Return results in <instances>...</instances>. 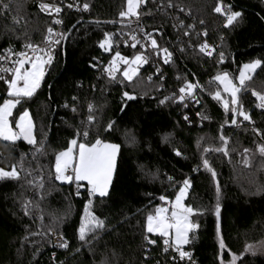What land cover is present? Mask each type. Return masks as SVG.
<instances>
[{
  "label": "trees",
  "instance_id": "obj_1",
  "mask_svg": "<svg viewBox=\"0 0 264 264\" xmlns=\"http://www.w3.org/2000/svg\"><path fill=\"white\" fill-rule=\"evenodd\" d=\"M78 1L87 2L89 10L63 15L62 33L75 23L77 26L69 33L64 50L63 39L54 49V60L46 66L41 87L9 117L15 129L18 116L28 110L35 139L46 142L43 152L34 156L33 145L20 138L15 142L0 139V168L11 170L15 165L19 172V179H0V264H99L105 255L112 264H189L166 260L162 236L148 234L155 244L143 240L147 215L169 202L185 178L190 180V187L184 204L195 210L190 220L198 228L190 233L191 242L184 248L192 251L195 264H221V259L228 264L230 253L242 252L237 264H264V252L244 251L246 244L264 242V158L256 151L258 144H264V136L253 130L264 133V109L256 107L259 101L252 95V91L264 94V66L252 74L239 93L252 122L238 116L237 124H231V111L225 112L222 102L213 99L219 91L223 100H230L213 80L218 73L235 77L243 64L257 58L264 61V0H221L223 6L242 13L227 28L224 16L213 11L216 0H171L172 7H168L169 0H146L140 10L144 30L153 31L159 46L173 53L164 82L158 76L146 78L152 70L150 63L141 66L131 82L120 70L113 81L95 68L97 60L107 59L98 41L105 32L123 28L118 20L125 0ZM4 4L10 7L3 10ZM37 5L38 0H0V50L27 40L33 44L43 41L52 19ZM13 17L22 19L14 24ZM203 41L215 46L211 57L196 47ZM137 52L138 48L122 51L129 58ZM221 52L224 59L218 63ZM184 78L200 85L195 90L199 103L194 108L169 96L176 86H182ZM125 91L136 98H122ZM166 96L170 99L160 104ZM6 98L7 86L0 82V103ZM89 102L96 106V123L89 140L99 131L104 139L121 145L110 195L92 198L90 211L106 222L99 239L91 245L95 254L89 247H81L77 239L89 199L86 183L81 182L85 187L76 195V184L55 180L53 169L55 153L67 148L77 128L83 130ZM110 120L115 126L105 132ZM221 134L227 138V145L220 140ZM205 148L213 150L205 153ZM217 148H226L228 154L215 151ZM174 149L181 155L176 156ZM244 149L250 150L247 166L243 163ZM202 156L217 173L216 181L203 168ZM217 184L223 250L216 238ZM161 195L167 200L161 201ZM25 201H30L28 215L23 208ZM49 229L63 235L69 247H56ZM77 248H81L79 253Z\"/></svg>",
  "mask_w": 264,
  "mask_h": 264
},
{
  "label": "snow or ice",
  "instance_id": "obj_2",
  "mask_svg": "<svg viewBox=\"0 0 264 264\" xmlns=\"http://www.w3.org/2000/svg\"><path fill=\"white\" fill-rule=\"evenodd\" d=\"M146 3V0H125V7L119 12V16L122 19H128L131 22V18L135 17L137 21L141 17V7ZM171 0H169L168 7H172ZM10 6L4 4L2 6L3 10H7ZM69 8L73 7L72 4L68 5ZM90 5L86 2L82 5L83 10H89ZM39 8L43 12L59 14L61 8L54 6L50 3H40ZM163 10V9H161ZM214 12L225 16L224 27L227 28L234 24L242 16V13L239 11H233L231 6H223L221 0H216V6L213 9ZM22 17H13V23L19 24V20ZM112 21H109L111 23ZM54 24H61L62 21L59 19L53 20ZM98 23V22H97ZM201 23H203L201 21ZM180 26H183V21H180ZM176 27V25H173ZM189 29L193 28V25L187 26ZM140 31L144 34V39L150 41V44H141L140 40L135 34L131 35L130 39L133 41L132 47L136 48L139 44L141 48H151L157 56L163 58L164 64H169L172 62L173 53L168 50L166 47H161L158 44L157 39L154 38L153 32H145L143 27H140ZM156 31V30H154ZM66 33H57L52 27L46 29V33L43 36V41L45 47H40L37 44H33L30 40H27L26 43L22 45L23 51L16 52L11 46L4 49V54L0 55V62L10 61V66L5 67L0 63V73L10 74L7 76L0 75V81H3L7 86V99H4L3 103H0V139L9 142H15L19 137H23L28 144L33 145L34 151L33 155L35 156L38 153H42L44 150V141H37L32 134L33 124L29 116V112L25 109L21 114L19 119L16 120L15 126L19 129V132L13 131L9 125V117L12 116V110L17 107L18 104H21L25 98H31L41 87V82L45 76L48 65H50L54 60L53 46L60 43V40L66 37ZM185 36L189 35V32L184 33ZM206 35V33H204ZM127 43V41H125ZM113 40L112 34L105 32L103 34V39L98 42V45L105 52L109 51L112 47ZM199 49L200 53H203L209 57L213 55L214 46H211L207 41L196 46ZM28 51L34 53L33 56L28 55ZM183 51V49H181ZM95 59V58H93ZM224 59V53H220L219 62H222ZM148 63V57L143 53H137L132 58L122 56L119 51L115 53L112 59L109 61V64L106 65L103 69L104 73L107 74L110 80H115L117 77V72L120 70V65L123 64L125 67L120 73L123 78L129 82L133 80L139 73V69L142 65ZM264 66V61L261 59H253L248 63H245L240 68V74L238 79L239 86L233 83L229 79L228 73H218L213 77L214 81H219L220 84L224 86V92L230 93V100H223L221 93L219 91L213 94V99H216L219 102H222L225 112L231 111V124H237V117H242L244 121L252 122L251 116L247 111L244 110L240 99L239 93L246 87V82L250 81L253 78V73L256 72L258 68ZM157 72H160V68L157 67ZM163 79V76H161ZM179 79V77H178ZM151 80V76L149 77ZM198 83H192L187 78H184V83L179 88V94H173L171 99L184 102L186 97L192 98L196 103H199V100L195 97V90L199 88ZM252 95L256 97L257 108L264 109V94H261L256 91H252ZM122 98L126 100H133L136 97L127 91L122 93ZM170 99L166 96L164 99L160 100V104H164L165 101ZM73 100H76V97H73ZM67 107V103L63 105ZM96 106L92 103H88V116L85 122H82V131L80 128H77L75 136L72 139L68 140V146L66 149L58 151L55 153V180L75 183L76 184V195L80 194V189L84 188L85 185L81 182H87L86 188L88 193V201L84 205L85 215L81 217L80 226L77 229V239L82 242L81 247H89L90 252L94 253V250L91 249V245L99 239V231L105 227V221L96 217L95 214L90 211L92 207V198L99 196L100 198H105L110 195V187L113 183V176L115 171L118 168V157L121 151V145L118 143L110 142L103 138L102 134L97 131L95 133V139L89 140L93 135L92 126L96 123V116L94 115ZM75 106H73L72 111L76 112ZM121 111H124V108H121ZM199 115V114H198ZM206 118V117H205ZM188 117L185 116V120ZM227 122V121H226ZM115 126V121L110 120L106 127L105 132H110ZM257 132L258 135L264 136V133H261L258 129H253ZM128 133L126 132V135ZM220 140L227 145L228 140L222 134ZM131 143H135V137H131ZM38 145V146H37ZM199 145V142H198ZM213 149L205 148L204 152L207 153ZM215 151H224L227 155L226 148H217ZM249 149H244V159L243 163L245 166L250 164V158L247 153ZM256 151L264 158V144H258L256 146ZM175 155L180 156L181 152L175 150ZM23 157V154H21ZM202 166L203 168L210 172L212 175L213 181H216L217 173L212 169L208 159L202 156ZM198 168H194L193 171H198ZM31 175V173H29ZM51 176V173H50ZM19 179V172L15 165L12 166L11 170H5L0 168V179ZM168 180L171 181L172 177H168ZM32 183V181H29ZM41 183V187H42ZM190 187V180L185 178L182 182V185L179 186V191L176 192L175 200L171 201V208H164L157 206L155 209V214L149 213L146 218L145 224V235L143 240L147 244H155L156 241L149 238L148 234H159L164 237L163 243L165 245L163 251L167 252L171 249L173 252L177 253L180 260H187L189 264H195L194 261H191L192 253L184 250V245H187L191 242L190 233H193L198 225L192 223L190 217L194 214V209L191 206H186L183 201L185 195ZM217 193V203L214 208V214L217 218L216 223V238L219 242V247L221 250L225 248V244L220 235V186L216 185ZM161 201H166L167 197L161 195L159 197ZM29 205L30 201H25L23 208L25 215L29 214ZM171 212V215L168 216L167 213ZM52 230L49 229V233ZM91 234V239L89 235ZM30 235H41L40 233H30ZM22 240H27V237L22 238ZM50 242V241H49ZM56 247L59 248H68L69 243L64 239L63 235H59ZM254 250L253 245L246 244L244 251L250 252ZM20 251L19 249L17 250ZM39 251V248H37ZM77 253L81 251V248L75 249ZM117 254L113 251V257ZM244 253L239 255L235 253H230L231 259L228 264H237V261L241 259ZM176 257H173L175 260ZM99 264H112L109 258L105 255L102 256ZM221 264H224L223 259H221Z\"/></svg>",
  "mask_w": 264,
  "mask_h": 264
},
{
  "label": "built area",
  "instance_id": "obj_3",
  "mask_svg": "<svg viewBox=\"0 0 264 264\" xmlns=\"http://www.w3.org/2000/svg\"><path fill=\"white\" fill-rule=\"evenodd\" d=\"M50 3V4H53L54 6H58L61 8V12L59 14L57 13H51L48 14L47 12H43L40 10L39 8V4L40 3ZM69 4H72L73 7L69 8L68 5ZM82 3H80L78 0H38V9L41 13H43L44 15L46 16H49L51 17L52 19V25L50 27H52L54 29L55 32L57 33H61L62 31V27L64 25V18H63V15L66 13V12H73V13H80V14H83V13H86L87 11L83 10L82 8ZM54 19H59L62 21L61 24L57 25V24H54L53 23V20ZM224 20H225V16H224ZM118 22H120L123 26L122 29H119V30H116V31H111V32H108V33H111L112 34V40H113V44H112V47L109 51L105 52L103 49L102 51L107 55V59L105 62L101 61L100 59L97 60V63L98 65L95 67V68H100L102 73L107 75L106 73H104L103 69L106 65L109 64V61L112 59V57L115 55V53L117 51L120 52V54L122 56H125L122 51H130V49H134L132 47V43L133 41L130 39L131 35L135 34L137 36V38L140 40V43L141 44H150V41H147L144 39V34L140 31V27L142 26V22H141V18L137 21V19L135 17H132L131 18V22H129L128 19H122L120 18L118 20ZM143 27V26H142ZM144 29V28H143ZM145 32H153V31H146L144 30ZM46 33V31H45ZM154 36V35H153ZM155 38V37H154ZM103 39V37L101 38ZM100 39V40H101ZM99 40V41H100ZM98 41V42H99ZM127 41V43L125 42ZM204 42V41H203ZM201 42V43H203ZM26 43V42H25ZM200 43V44H201ZM22 44H19V45H12L11 47L16 51V52H20V51H23L24 49L22 48ZM37 45H39L40 47H45V43L44 41H42L41 43H38ZM58 44L54 45L53 46V51L54 49L57 47ZM98 45V43H97ZM211 46H214L213 44H209ZM99 47V45H98ZM215 47V46H214ZM8 48V47H7ZM138 48V52L137 53H143L144 55H146L148 57V63L146 64H149L150 63V66L152 68V70L147 74V79L149 80V77L151 76V80H153L155 78V76H158L160 77V80L162 82L165 81V78H166V65L167 64H164L163 63V59H160L159 56L156 55L155 52L152 51V49L149 47V48H141L140 45L138 44L137 47ZM6 49V48H4ZM4 49H1L0 50V55H3L4 54ZM214 53V52H213ZM28 55L29 56H33L34 53H32L31 51H28ZM2 63L5 67H8L10 66V61H7V62H0ZM122 66V64L120 65V67ZM143 66V65H142ZM157 67L160 68V72H157L156 69ZM0 75H5L6 78L8 75L10 74H5V73H0ZM161 76H163V79H161ZM0 82H3V81H0ZM181 86H176L169 94L170 97H172V95L175 93V94H179L178 90ZM196 97V95H195ZM7 99V98H6ZM197 99V98H196ZM176 102H179V103H182L184 106H190L191 108H194V106H197L198 103H196L192 98L190 97H186L184 102H180L178 100H175ZM87 110H88V105H87ZM196 116L198 117V113H196ZM86 193H87V188H86ZM88 195V193H87ZM168 215V214H167ZM169 216V215H168ZM58 237L59 235L57 234H54L52 233L51 235V241L52 243L56 246L57 244V241H58ZM165 245L163 243L162 245V250L164 249ZM185 251H188V252H191L190 250L188 249H185ZM167 259L166 260H172V261H175V262H187L189 263V261L187 260V258L185 260H180L179 259V256L177 253L173 252L171 249H169L167 251ZM173 257H176L175 260H173ZM164 260V262L166 261ZM191 261H194V258H193V253H192V256H191Z\"/></svg>",
  "mask_w": 264,
  "mask_h": 264
},
{
  "label": "rangeland",
  "instance_id": "obj_4",
  "mask_svg": "<svg viewBox=\"0 0 264 264\" xmlns=\"http://www.w3.org/2000/svg\"><path fill=\"white\" fill-rule=\"evenodd\" d=\"M136 55V54H135ZM123 65V64H122ZM124 67H125V65H124ZM123 67V68H124ZM123 68L122 69H120V73L123 71ZM241 68V67H240ZM222 73H225V72H222ZM227 73V72H226ZM239 74H240V69H239V71H238V73H237V75L235 76V77H231L229 74V79H231L232 81H233V83L234 84H236L237 86H239V81H238V79H236L237 77H239ZM122 76V75H121ZM123 77V76H122ZM218 84H219V87H220V91L222 92V93H224V94H226L228 97H230V93H225L224 92V86L222 85V84H220V82L219 81H216ZM9 125H10V127L12 128V126H11V123H10V121H9ZM13 129V128H12ZM13 131H15L14 129H13ZM32 134H33V130H32ZM34 136V135H33ZM54 164H55V160H54ZM53 169H54V165H53ZM55 172V171H54ZM60 182H62V181H60ZM62 183H68V182H62ZM85 183H87L86 181H85ZM179 191V190H178ZM186 196V195H185ZM175 200V196L169 201V202H167V203H165V204H162V205H159L160 207H164V208H168V209H170L171 208V201H174ZM183 203H184V201H183ZM156 209V208H155ZM152 214H155V210H154V212L152 213ZM169 216L171 215V212L169 211L168 213H167ZM147 218V217H146ZM145 224H146V220H145ZM52 233H54V234H56L54 231H52L51 233H50V236L52 235ZM152 234H155V233H152ZM156 235H159V234H156ZM164 238V237H163ZM254 246V250L253 251H251V252H260V251H262V252H264V242L263 243H259L258 245H253Z\"/></svg>",
  "mask_w": 264,
  "mask_h": 264
},
{
  "label": "water",
  "instance_id": "obj_5",
  "mask_svg": "<svg viewBox=\"0 0 264 264\" xmlns=\"http://www.w3.org/2000/svg\"><path fill=\"white\" fill-rule=\"evenodd\" d=\"M77 24L78 23H75L74 25H72L70 28H69V30L66 32V37L65 38H63V43H62V46H63V50H64V47H65V43H66V41H67V38H68V35H69V33L71 32V30L74 28V27H76L77 26ZM126 99V98H125ZM134 100V99H133ZM128 101H130V100H128ZM124 107V106H123ZM46 144V142L44 143V145Z\"/></svg>",
  "mask_w": 264,
  "mask_h": 264
},
{
  "label": "crops",
  "instance_id": "obj_6",
  "mask_svg": "<svg viewBox=\"0 0 264 264\" xmlns=\"http://www.w3.org/2000/svg\"><path fill=\"white\" fill-rule=\"evenodd\" d=\"M30 116V115H29ZM19 117H20V115L18 116V118L17 119H19ZM16 132H19V129H17L16 128V126H15V129H14ZM32 130H33V128H32ZM20 139H22V140H24L23 139V137L21 136V137H19ZM26 143H28L26 140H24ZM85 183V182H84Z\"/></svg>",
  "mask_w": 264,
  "mask_h": 264
}]
</instances>
